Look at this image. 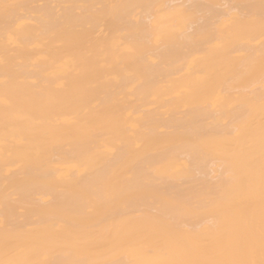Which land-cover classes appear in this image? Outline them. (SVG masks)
Returning <instances> with one entry per match:
<instances>
[{
  "label": "bare ground",
  "instance_id": "6f19581e",
  "mask_svg": "<svg viewBox=\"0 0 264 264\" xmlns=\"http://www.w3.org/2000/svg\"><path fill=\"white\" fill-rule=\"evenodd\" d=\"M0 264H264V0H0Z\"/></svg>",
  "mask_w": 264,
  "mask_h": 264
}]
</instances>
